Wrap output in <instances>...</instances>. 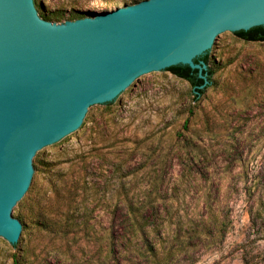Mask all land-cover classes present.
Listing matches in <instances>:
<instances>
[{"label": "rangeland", "instance_id": "rangeland-1", "mask_svg": "<svg viewBox=\"0 0 264 264\" xmlns=\"http://www.w3.org/2000/svg\"><path fill=\"white\" fill-rule=\"evenodd\" d=\"M48 2L96 14L124 5ZM210 56L215 85L200 104L187 81L156 73L114 113L102 116L99 106L81 135L45 154L56 163L39 174L50 215L69 207L73 223L63 233L29 223L24 259L0 238V264H15V252L22 264H264V42L230 33ZM99 148L103 158L88 157ZM53 182L75 198L70 206L58 204ZM128 202L143 213L139 224Z\"/></svg>", "mask_w": 264, "mask_h": 264}, {"label": "water", "instance_id": "water-1", "mask_svg": "<svg viewBox=\"0 0 264 264\" xmlns=\"http://www.w3.org/2000/svg\"><path fill=\"white\" fill-rule=\"evenodd\" d=\"M258 25L264 0H141L60 23L43 19L34 0H0V238L27 256L32 227L22 234L15 206L31 185L34 157L81 135L90 106L123 101L178 64L198 68L204 87L207 64L195 59Z\"/></svg>", "mask_w": 264, "mask_h": 264}, {"label": "trees", "instance_id": "trees-1", "mask_svg": "<svg viewBox=\"0 0 264 264\" xmlns=\"http://www.w3.org/2000/svg\"><path fill=\"white\" fill-rule=\"evenodd\" d=\"M141 0H124V5L134 4ZM36 8L38 10L39 15L46 20L53 21V22H64L66 20H75L78 18H82L85 16H92L95 14L94 12L88 11V10H79V9H70L66 10L65 8H56V9H48L44 3L43 0H34ZM123 5V6H124ZM236 35H238L240 38L246 40V41H260L264 42V25H258L255 27L250 28L249 30H240L235 32ZM201 60H204L207 64V68L204 70V73H206L209 82L204 87H200L202 84H204V79L200 76L199 69L198 68H192L187 64H178L171 67H168L166 70L171 71L176 77L181 78L189 83V85L192 87V98L195 104H200L201 100L205 96L206 92L209 88L213 87L214 84V76L217 72L218 67L216 66V62L211 58L210 51H207L205 54H203L200 57H197L195 59L196 62H200ZM133 84V83H132ZM131 84V85H132ZM130 85V86H131ZM129 86V87H130ZM101 107V114L102 116L110 115L114 113L119 103L116 102V99L107 103L99 104ZM94 105L90 106L86 117L82 123L81 126H85L89 122H94L96 119L95 112H91V108H93ZM194 109H191L193 112ZM188 120L185 122V126H187ZM100 136L102 133H99ZM69 138V135L62 138L60 141L54 143V145H58L59 143H62L66 139ZM105 154L102 152L101 148L98 149L96 153H89L88 157H99L103 158ZM86 163L85 159L82 161ZM56 163L54 161L48 160L41 151H38L34 157L33 166H34V175L31 182V185L27 191V193L24 195V197L17 203L15 207H17V214L16 217L22 222V234L26 233V230L28 228V224L31 223L35 227L46 230L53 233H63L64 231L63 227H69L73 223V217L70 215V208L68 207V210H65L63 212H60V217L51 216L50 212L52 211L49 204V195L48 190L40 187L38 185V176L39 174L45 172L50 173L53 171L54 166ZM86 170V167H85ZM90 187H86L83 189V192H87ZM50 190L57 194V201L59 205H66L70 206L72 202L75 200L74 197H72L70 194L62 195L60 196L59 193V186L55 182L51 184ZM70 193L73 194V196H76L78 193L77 187L74 188V191L72 192L69 189ZM128 210L130 216L133 218L136 224H139V222L143 218V213H140V211H136L133 208V205L131 202H128ZM141 214V215H140ZM64 218V225H61L59 223L58 219ZM90 221L87 220L86 223H83V228L86 230V232L89 234L91 227H90ZM68 225V226H67ZM21 234V237H22ZM19 246L18 243L14 244V247L17 248ZM14 257V263L15 264H22L19 252H15L13 254Z\"/></svg>", "mask_w": 264, "mask_h": 264}]
</instances>
